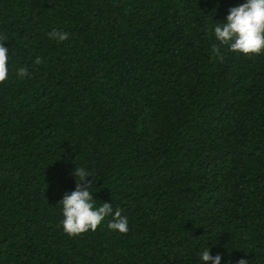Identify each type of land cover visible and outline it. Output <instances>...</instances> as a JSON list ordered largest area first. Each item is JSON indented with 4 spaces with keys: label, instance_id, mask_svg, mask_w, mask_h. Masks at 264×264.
<instances>
[{
    "label": "trees",
    "instance_id": "obj_1",
    "mask_svg": "<svg viewBox=\"0 0 264 264\" xmlns=\"http://www.w3.org/2000/svg\"><path fill=\"white\" fill-rule=\"evenodd\" d=\"M241 3L0 0V264H264V51L213 31ZM74 165L126 233L63 231Z\"/></svg>",
    "mask_w": 264,
    "mask_h": 264
},
{
    "label": "clouds",
    "instance_id": "obj_2",
    "mask_svg": "<svg viewBox=\"0 0 264 264\" xmlns=\"http://www.w3.org/2000/svg\"><path fill=\"white\" fill-rule=\"evenodd\" d=\"M215 39L221 45H227L232 52L241 55H258L264 51V0H243V3L228 9L227 15L221 23L215 25ZM49 38L57 41L68 39V33L53 30ZM0 82L9 78V47L5 46L6 37H0ZM216 51V49H214ZM41 61L36 59L35 63ZM27 75L26 69H19L16 76L23 78ZM75 181L74 190L65 193L59 201L62 209L63 219L61 226L63 231L74 236L87 231H95L105 218L111 216L107 223L110 231L126 233L128 231V219L121 215L119 209L113 210L111 202H104L100 206L94 204L93 192L89 187L93 184L88 177H93L84 167L73 169ZM77 177L79 179H77ZM200 264H222V257L219 253L210 254V247L206 246L199 253ZM236 264H247L240 259Z\"/></svg>",
    "mask_w": 264,
    "mask_h": 264
}]
</instances>
